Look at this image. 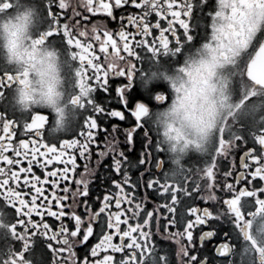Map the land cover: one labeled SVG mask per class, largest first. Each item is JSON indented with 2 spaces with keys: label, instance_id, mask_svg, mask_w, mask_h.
<instances>
[{
  "label": "snow or ice",
  "instance_id": "obj_1",
  "mask_svg": "<svg viewBox=\"0 0 264 264\" xmlns=\"http://www.w3.org/2000/svg\"><path fill=\"white\" fill-rule=\"evenodd\" d=\"M5 224L0 264H34L37 241L47 264H243L235 237L264 236V0H0Z\"/></svg>",
  "mask_w": 264,
  "mask_h": 264
},
{
  "label": "flooded vegetation",
  "instance_id": "obj_2",
  "mask_svg": "<svg viewBox=\"0 0 264 264\" xmlns=\"http://www.w3.org/2000/svg\"><path fill=\"white\" fill-rule=\"evenodd\" d=\"M93 19H98L102 20L104 17L100 14H98L96 17H93ZM122 78H111V86L114 88L116 84L120 83ZM158 82H163V81H158ZM158 90H166V85H161ZM107 94L104 93H98V99L107 103ZM241 96L240 93L237 89L233 90L232 93V103L236 104L240 100ZM155 104V102H153ZM112 104L115 105V97L113 95L112 97ZM156 106H161V105H156ZM232 113L227 111L226 109L220 110V112L217 115V121L220 126L225 125L228 120L230 119ZM112 122H117L121 125V127H126L127 122H119V121H112ZM107 127L110 128V123L106 124ZM101 138L103 137V133L100 134ZM67 138V137H64ZM120 140H121V147L126 148V145L123 143L124 137L121 134L120 135ZM141 144H142V133H139L135 139V147L133 151L129 152L128 155L130 156L131 159L134 161L137 160L138 155L141 151ZM96 145H93V149H96ZM208 148H212V142L210 141L208 144ZM203 155V153H199L196 151H189L186 152L183 155H180L179 153H168L167 156L165 157V162L168 165V167L165 169V171L168 172V176L171 179H180L181 178V170L182 169H187L188 164L192 163L193 161L190 160V157L195 158V156H200ZM238 155L237 154V164H238ZM83 163L84 161H81L78 159V165L80 167L78 168V172L83 171ZM111 163V158H107L104 160L103 164H101L99 170L97 171L96 178L92 181L91 184V197L94 198L96 196L102 197L104 194V191L106 188H111L112 185L110 183V179L112 178H117L114 173H110V169H106L105 165H110ZM94 166V159L92 162ZM147 167V165L140 166L137 169H132L131 170V175L133 180L137 178L139 175L140 171H143ZM155 171V169H153ZM175 173V175H174ZM147 177V174H146ZM145 177V178H146ZM145 189L143 186L138 189V192L142 195L144 193ZM151 191V190H148ZM203 206V201H198ZM151 207V204L149 205ZM10 219V217L8 218ZM219 228L221 232L228 231L229 230V225L224 223L220 224ZM7 232L8 235L6 238H0V259H3L2 254H7L9 257L11 256L10 249L13 247L12 243V237L10 235V229H8L7 224H5L4 228H0V233ZM194 236L197 238V246H199V241H198V236H199V231L194 233ZM219 239V237L217 238ZM236 243L234 245V248L236 252L239 253H244L243 256V264H262V261H264V236H260L255 229L249 230L248 236L247 237H241V236H236L235 237ZM208 248L209 250L211 249L212 244L208 243ZM174 247V245H173ZM30 255L33 258L34 264H47V259H48V254L47 250L44 249L42 243L37 241L35 249L30 253ZM210 258L212 257L211 251H209ZM8 264H11V260L9 259ZM17 264H23L21 261H17Z\"/></svg>",
  "mask_w": 264,
  "mask_h": 264
}]
</instances>
